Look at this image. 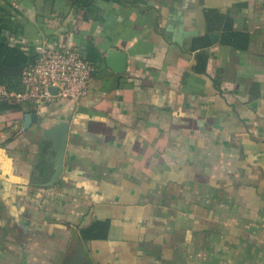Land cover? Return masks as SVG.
Returning <instances> with one entry per match:
<instances>
[{"label": "crops", "instance_id": "1", "mask_svg": "<svg viewBox=\"0 0 264 264\" xmlns=\"http://www.w3.org/2000/svg\"><path fill=\"white\" fill-rule=\"evenodd\" d=\"M0 20L95 65L80 100L1 110L0 264H264V0H0Z\"/></svg>", "mask_w": 264, "mask_h": 264}, {"label": "built area", "instance_id": "2", "mask_svg": "<svg viewBox=\"0 0 264 264\" xmlns=\"http://www.w3.org/2000/svg\"><path fill=\"white\" fill-rule=\"evenodd\" d=\"M36 51L38 59L22 73L23 90L11 91L0 85V113L5 104L30 105L41 113L56 100H80L87 96L95 72L93 62L69 48L38 46ZM20 130L23 132L24 128L20 126Z\"/></svg>", "mask_w": 264, "mask_h": 264}, {"label": "water", "instance_id": "3", "mask_svg": "<svg viewBox=\"0 0 264 264\" xmlns=\"http://www.w3.org/2000/svg\"><path fill=\"white\" fill-rule=\"evenodd\" d=\"M207 44L202 42H197L193 45L192 50H196L198 48L205 47ZM118 56V57H115ZM118 59V61L116 60ZM114 59V62H113ZM112 60V61H111ZM107 62L108 66L114 72H122L123 66L125 65V55H116L114 50H111L107 55ZM52 91H55L52 89ZM38 118L36 113H27L24 115V126L27 127L31 123ZM69 121L67 122H60L51 126L50 128H46L43 132V139L45 142L51 143L48 146V149L54 151V155L52 157L54 162V173L51 179L43 185H52L58 177L63 172L64 168V155L68 144V137H69Z\"/></svg>", "mask_w": 264, "mask_h": 264}, {"label": "trees", "instance_id": "4", "mask_svg": "<svg viewBox=\"0 0 264 264\" xmlns=\"http://www.w3.org/2000/svg\"><path fill=\"white\" fill-rule=\"evenodd\" d=\"M38 57V53L32 50L25 51L19 46H9L6 39L1 37L0 26V85L11 91L23 90L22 73ZM101 226V232H106L102 223Z\"/></svg>", "mask_w": 264, "mask_h": 264}]
</instances>
